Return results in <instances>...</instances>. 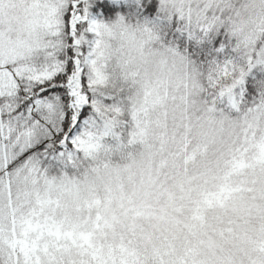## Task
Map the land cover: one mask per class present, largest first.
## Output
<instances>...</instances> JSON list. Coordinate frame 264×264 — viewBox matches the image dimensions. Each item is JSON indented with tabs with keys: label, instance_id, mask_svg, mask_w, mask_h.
Masks as SVG:
<instances>
[{
	"label": "snow or ice",
	"instance_id": "1",
	"mask_svg": "<svg viewBox=\"0 0 264 264\" xmlns=\"http://www.w3.org/2000/svg\"><path fill=\"white\" fill-rule=\"evenodd\" d=\"M0 264H264V0H0Z\"/></svg>",
	"mask_w": 264,
	"mask_h": 264
}]
</instances>
